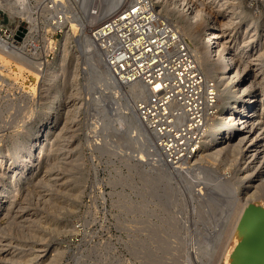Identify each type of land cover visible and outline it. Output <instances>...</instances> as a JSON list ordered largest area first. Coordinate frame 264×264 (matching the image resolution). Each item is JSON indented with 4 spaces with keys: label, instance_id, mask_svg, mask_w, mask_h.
Instances as JSON below:
<instances>
[{
    "label": "rangeland",
    "instance_id": "1",
    "mask_svg": "<svg viewBox=\"0 0 264 264\" xmlns=\"http://www.w3.org/2000/svg\"><path fill=\"white\" fill-rule=\"evenodd\" d=\"M22 1L0 0V23L4 26L0 34L6 36L7 30L14 32L18 25L22 28L33 26L35 30L33 29L26 41L15 39L14 48L6 52L16 56L20 62L24 61V65L35 67L39 72H37L39 78L35 81L24 70L17 71L13 65L0 63V154L8 149L14 150L11 158L4 159L0 177L7 170H12L20 164L26 165L29 170L20 192L11 199L8 210L0 212V264H41L52 257L55 258L53 264H164V262L188 264L189 260V264H211L217 250L223 248L220 240L211 247L209 262L204 258L201 262L197 260L194 253H189L192 251L190 247L194 248L196 245L194 249H198L197 242L200 244L205 238L210 244V241L212 243L216 239L217 233L225 232L228 226L225 219L226 211L229 210L228 204L218 202L206 208L203 201L209 198L207 193L212 196L206 185L203 188V183H194L190 180V185L185 188L178 178H175L171 185L176 189L175 194L177 189L179 192L174 195L176 198L172 195L174 200L171 198V201H168L162 196V192L156 197L151 188L154 174L150 173L152 176L149 179L140 178V171H148L149 174L152 170L144 166L148 157L144 151L141 152L138 144H133L135 137L133 132L128 134L131 139L133 138L132 143L121 144L120 137L123 136L121 134L127 129L117 119H113L111 124L114 129L105 128L102 132L101 124L82 110L74 114L66 129H62L68 111L73 101L77 104L78 97L68 83L70 77L68 72L64 73L59 81L61 92L58 95L63 97V103L59 107V116L54 118L56 123L52 125L53 129L48 139L40 147L41 138L36 143L34 140L26 143L29 145L20 143L21 131L36 122L44 108L45 111L51 112L49 109L53 94L51 84L56 77L51 78L50 86L44 85L40 77L47 66L39 67L38 62H44L45 58L49 59L61 36L59 30L52 25V16L47 10L46 0ZM192 2L198 4L199 0ZM206 4L213 20L215 22L218 20L217 24L233 14V7L238 8L234 11V14L239 16L238 20H234L232 25L229 24L224 34L228 38L230 48L235 45H246L248 40L244 33L247 22H256L257 27L254 26L256 28H253V32H256L259 38L263 34L264 0H209ZM162 11L164 12L163 9ZM259 43L263 47L264 41L261 40ZM259 43L256 42L255 45ZM255 45H251L253 49ZM257 49L258 47L252 52L254 54H250V58L255 59V62L260 58ZM16 52L18 54L15 55ZM263 60L264 54L260 62L263 63ZM261 91H264V85L258 88L255 94L260 95ZM229 109L230 107L226 111ZM233 113L235 114L234 110ZM232 135L236 137L238 130ZM30 146L33 152L31 162H28L25 154ZM97 146H100L102 151L96 148ZM213 147L214 144L206 149L213 151ZM139 151L145 154L143 159L140 158ZM201 161L195 163L198 168L211 166L210 169L213 170H210L212 185H214L212 180L217 183V178L220 182L228 180L227 183L233 190L231 192L238 194L235 187L240 160L231 166L223 161L211 165ZM133 167L134 170H131ZM142 168L144 170H141ZM17 178L18 176L14 175L10 183L0 178V185L6 191L5 197L12 194L13 184ZM216 194L218 193L213 192V196ZM230 195L232 194L228 193L224 196L229 200ZM1 198L3 199L0 194ZM208 219L210 222L207 223ZM174 225L177 227L176 230L173 228ZM35 234H39V237ZM157 246L159 249L165 247L166 250L164 248L159 250ZM203 248L204 246H200L201 250Z\"/></svg>",
    "mask_w": 264,
    "mask_h": 264
},
{
    "label": "bare ground",
    "instance_id": "2",
    "mask_svg": "<svg viewBox=\"0 0 264 264\" xmlns=\"http://www.w3.org/2000/svg\"><path fill=\"white\" fill-rule=\"evenodd\" d=\"M55 1H60V0H55ZM127 1L128 0H99L96 3L95 0H78V4L84 12L88 11L91 8V5H96L97 9H99V13H98V16L94 20L92 19L93 20L92 22L94 21L99 22L105 19L106 17H108L109 15H111L113 12H115ZM156 1L159 2V7H162V9L164 10L165 16L170 20L171 24H173L176 28H178L180 34L188 40L187 42H189L191 51L194 53L195 57L197 58L199 67L201 71L203 72V74L205 75V77L212 80L216 84V90L218 94L219 103L217 105L216 116L214 120L212 121V124L203 140L204 145L199 150V152H197L195 157L191 158L188 163H184L186 161H182L179 163V165H177L176 167H171L170 169L162 167V166L157 169H152L155 172H153L152 170L151 172H149V174L150 173L154 174V176L151 179L152 180L151 188L153 189L152 190L153 194L156 193L155 194L156 197H158L159 193L162 192L163 194L162 196H164L165 199H167L168 201H171L170 199L173 198L172 195L174 196V195H177V193H179L177 189V193L175 194L176 189L175 187L172 188L171 186L173 184L172 181L175 178H178V180L182 181L184 187L188 188V184L190 185V180H191V182L193 181L194 183L195 182L201 183V184L203 183L202 184L203 188H204V185H206V187L209 189L210 194H212V196H209L207 193V197L209 198L203 201L204 205H206V208L207 206L215 205L218 202L221 204L222 203L228 204L229 210L226 211L227 216L225 218L228 222V226L225 232L223 234L217 233V235H215L216 239L213 240L212 243L210 241V244L207 242L206 240L207 238L205 237H204L205 239H202V241L200 240L201 241L200 244L199 242L196 241L198 243L199 248L194 249L196 245L195 246L193 245L194 248L191 246L190 248H192V251H189V253L191 254L194 253L195 255L194 257L200 262H201V259L203 258L209 262L210 261L209 259L211 257L210 256L211 247L213 246L215 242L220 240L223 248L217 250L218 252L217 254H215L216 256H214L215 259L213 257L214 260H212L211 264H232V255H233L234 249L237 243L241 240V237L243 235V231L239 227V222H240L241 216L245 208L249 204H254L264 209V91H261V94L259 93L260 95L254 94L255 91H258V88H261L264 85V64H263L264 62L263 63L260 62L261 57L264 54L263 53L264 43H263V47L259 43L261 40L264 41V30H263V34H261L259 38L258 37L259 35L256 32L255 33L253 32V28L257 27V25H255L256 22H253V21L247 22L245 24V33H244V35L247 37L246 40H248L246 45H235L230 48L229 42L227 40L228 38L224 34L226 32V27L229 24H231L234 20H238L237 18L239 16L234 14V11L238 9L237 7H233V14L228 15L227 18H223L222 20L219 19L221 22L219 21L220 23L218 22L219 24H217L216 22L218 20H216L215 22L213 20L214 18L209 12V9L207 10L206 8V5H207L206 2L209 0H199L198 4L193 3L192 2L193 0L192 1L191 0H167L168 2L166 4L162 0H156ZM23 8L25 9V7ZM27 9L26 11H28ZM28 15L30 16V14ZM16 28H15V31H16ZM33 29L34 28L32 25L27 27L26 33L23 36L24 41H26V39H28L31 36ZM63 32H66V30H64ZM256 42H258L259 44L255 45ZM63 44L66 45V47L64 48L63 55L61 57V59L63 60L62 63L59 64V66H49L46 69V71L43 73V75H41L40 77L44 85H47V84L49 85L52 80L51 78H53V76L56 77L55 79L53 78V84H51L52 91H53L52 99H51L52 103L49 108L51 112H49V110L45 111L46 108H44L39 118H37V121L30 124L29 126H27L21 131V139H22V141H20L21 144H24V143L26 144L31 140H34L36 143V141H38V139L41 138L39 139L41 141L39 143V147H40L41 145L43 146V142H45V140L48 139L49 134L51 133L53 129L52 125L56 123V122L54 123V120H55L54 118H56V116H59V113H60L59 107H60V104L63 103V97L59 96L58 93L61 92L59 81L61 77L64 75V73L68 72L70 74L68 83L75 90V96H77L79 93V87H80L79 79H78V75H79L78 74L79 72V66H78L79 61L78 60L79 59L77 56V54L79 53L73 51L72 47L69 45L67 34H65L60 40L57 41V43L55 44V49H59L60 46ZM6 45L7 44L5 43V41L2 38H0V63L5 64V65H13L15 66V70L17 71L24 70L28 74L29 77H32V79L36 81L37 78H39L38 77L39 72L35 69V67H29V65H24L23 64L24 61L20 62L21 60L18 58L16 59L15 58L16 56L14 57L13 54L12 55L7 54L8 52L5 51V48L7 47ZM251 45H255L254 49L252 48ZM256 47H258L256 52H260L258 53L260 54L259 56L260 58H257L255 62V59L252 60L250 58V54H254L252 52L256 49ZM17 52L15 53V55L18 54ZM91 57L94 58L93 60L94 63H97L95 55H92ZM25 64H27V62ZM87 69H88L87 73H88V79H89L88 84H90L91 86H95L98 84L104 87L105 89L110 87L106 85V83L104 82L106 79H108L106 73L104 72V69L102 71L101 67L97 66V64H94L93 66H87ZM244 80H246L245 84L241 85V81H244ZM134 91H135V94H137L139 97H142V98L145 97V92L143 90H138L137 92L135 88ZM248 94L254 96L251 106L250 105L246 106V102L244 100L245 96ZM122 95H124L125 97H128L127 92H123ZM116 100H118V102L123 101L121 96L117 97ZM111 101L115 103L114 98H111ZM118 102H116L115 104H118ZM228 107H230V109L226 111ZM235 107L239 108L240 110L236 111ZM254 109H257V112H258L257 116L255 118H250L251 116H253L250 112H253ZM233 110L235 111V114L233 113ZM46 113L47 115H45ZM76 113H77V104L73 101V104L71 105L68 111V115L64 120L62 129L64 128L66 129V127L72 121L74 114ZM128 114L132 115L131 112ZM247 117H249V120ZM119 120L122 122L123 126L127 129L125 137H123L121 140V144L122 145L130 144L133 138L131 139L128 134L129 132L130 133L133 132L137 136H139L137 138L134 137L133 144L134 145L138 144L139 148H141L142 150L141 152H143L148 143V140L141 126L140 125L138 126V122L134 118V116H126L124 118H119ZM246 121L248 124H247V130L245 131L244 129L242 130V128L240 129V125ZM235 130H238V135H236V137H233L232 134L235 132ZM139 138L141 139L142 143L140 142ZM118 139H117V143H118ZM213 144H214V147H213L214 150L207 151L206 148ZM26 145H29V144H26ZM32 152H33V149H32V146H30V148H28V152L25 154V158L27 159L28 162H31ZM141 152L139 151L138 154L140 155V158L143 159L145 157V154H143L144 152L143 153ZM13 154H14L13 149H8L6 150L5 153L0 154V168L2 167L5 161L4 159L11 158ZM141 159H138V160H141ZM201 160L207 163V165L208 164L211 165V164H215L216 162L223 161L225 163H228L229 164L228 166L237 164L238 161L240 160L241 161L240 166L239 167L237 166L239 173L237 175V185L235 187V192L238 194L235 195L234 193L231 192L233 190H231L229 186L230 184L227 183L228 180L227 181L224 180V182L222 181L220 182L218 181V178H217V183L215 180H212L214 181V185H212L211 180H210L211 179L210 170L212 169L211 166H210L211 168L210 169L205 166H203L202 168L200 167L198 168L197 164L195 165V163ZM27 161L25 160V162ZM131 170H134V167ZM141 170H144V169L142 168ZM147 172L140 171L141 173L140 178L149 179L150 176L152 175L151 174L149 175ZM184 173L186 174L185 176L182 175ZM28 174H29L28 167L26 165L20 164V165H16V167L13 168L12 170H7L5 174L0 177L2 180L10 183L13 180L14 175L18 176L16 181H14L15 183L13 184L14 190L12 194L11 193L9 194L8 197H5L6 191L3 190V187L0 185V192H1L0 194L3 197V199L2 198L0 199V212L5 209L8 210V207H10L9 205L12 202L11 199L18 195V193L21 190V186H23L24 178L25 176H28ZM182 177L183 178L186 177V179L187 178L188 179L186 180V179H183ZM177 188H178V185H177ZM206 192H207V189H206ZM213 192H217L218 194L213 196ZM77 193L78 192H76V194ZM205 193H204V196H205ZM228 193L232 194L230 195L229 200L226 199V197L224 196L225 194H228ZM174 198L176 197L174 196ZM195 199H197V197ZM217 206L219 207V205ZM184 209H185V206H184ZM225 210L226 209H224V211ZM213 213L214 212H212V214ZM222 215H223V212H222ZM207 221L210 222V219L206 220V222ZM175 226L176 225H174L173 228H175L176 230L177 227ZM167 230H171V229H167ZM172 233L170 234V236L172 235ZM35 235L36 236L38 235L37 237H39V234H35ZM165 244H166V241H165ZM200 246H204V248L201 250ZM163 248L166 250L165 247H162L160 249L158 247L159 250ZM187 248H189V246ZM160 258H162V256ZM54 260L55 258L52 257L41 264H53L55 263ZM158 260L160 261V259ZM178 260L179 259L177 257V262Z\"/></svg>",
    "mask_w": 264,
    "mask_h": 264
},
{
    "label": "built area",
    "instance_id": "3",
    "mask_svg": "<svg viewBox=\"0 0 264 264\" xmlns=\"http://www.w3.org/2000/svg\"><path fill=\"white\" fill-rule=\"evenodd\" d=\"M46 1L60 39L67 34L69 45L79 53L77 113L83 110L93 116L102 132L114 128L113 119L134 116L148 140L144 150L147 169H170L194 158L217 113L216 84L205 77L186 38L171 24L159 2L128 0L105 19L92 22L99 13L96 5L84 12L78 0ZM19 28L18 25L15 32L5 29L6 36L0 34L7 44L5 51L13 47ZM24 29L26 33L27 28ZM65 47L54 46L49 59L45 58L39 66H59ZM94 64L104 69L108 77L104 82L110 86L107 89L88 84L87 66ZM245 82L241 81V85ZM135 88L137 92L143 90L145 97L135 94ZM120 96L122 102L116 100ZM253 97L245 96L246 106H251ZM250 113V118H255L258 112L254 109ZM247 124H241L240 129L244 127L246 131ZM122 133L120 138L126 131Z\"/></svg>",
    "mask_w": 264,
    "mask_h": 264
},
{
    "label": "water",
    "instance_id": "4",
    "mask_svg": "<svg viewBox=\"0 0 264 264\" xmlns=\"http://www.w3.org/2000/svg\"><path fill=\"white\" fill-rule=\"evenodd\" d=\"M24 33L25 29L19 28L16 39L19 40ZM239 227L243 235L234 249L232 264H264V209L249 204Z\"/></svg>",
    "mask_w": 264,
    "mask_h": 264
}]
</instances>
